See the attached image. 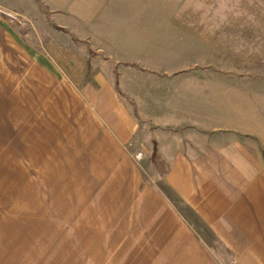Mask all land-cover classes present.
Returning a JSON list of instances; mask_svg holds the SVG:
<instances>
[{"label":"crops","instance_id":"1","mask_svg":"<svg viewBox=\"0 0 264 264\" xmlns=\"http://www.w3.org/2000/svg\"><path fill=\"white\" fill-rule=\"evenodd\" d=\"M8 19L0 264H264L251 82L191 60L180 24L105 17L59 76Z\"/></svg>","mask_w":264,"mask_h":264},{"label":"rangeland","instance_id":"2","mask_svg":"<svg viewBox=\"0 0 264 264\" xmlns=\"http://www.w3.org/2000/svg\"><path fill=\"white\" fill-rule=\"evenodd\" d=\"M6 1L19 9H0V17L9 18L22 41L47 58L59 76L67 66L78 67L80 46L92 53L90 44L78 38L81 32L93 34L92 24L84 20L94 23L95 17H105L180 24L173 28L189 41L186 53L191 60L253 84L248 92L261 99L259 142L264 154V0Z\"/></svg>","mask_w":264,"mask_h":264}]
</instances>
